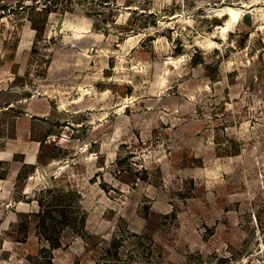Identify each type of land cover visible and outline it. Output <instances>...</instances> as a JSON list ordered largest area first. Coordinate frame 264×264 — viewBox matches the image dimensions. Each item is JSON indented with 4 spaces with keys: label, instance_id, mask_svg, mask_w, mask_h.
<instances>
[{
    "label": "rangeland",
    "instance_id": "374dc122",
    "mask_svg": "<svg viewBox=\"0 0 264 264\" xmlns=\"http://www.w3.org/2000/svg\"><path fill=\"white\" fill-rule=\"evenodd\" d=\"M39 1L0 0V264H264V0Z\"/></svg>",
    "mask_w": 264,
    "mask_h": 264
},
{
    "label": "trees",
    "instance_id": "16d2710c",
    "mask_svg": "<svg viewBox=\"0 0 264 264\" xmlns=\"http://www.w3.org/2000/svg\"><path fill=\"white\" fill-rule=\"evenodd\" d=\"M33 2L37 1V0H32ZM42 0H40L39 2H41ZM53 0H43V4L44 6L42 7L44 10H48V11H53V8H57V6L55 7H52L50 6V3H52ZM213 3H222V2H225V3H230V2H233V1H239V0H211ZM34 28L37 29V31H40V28L37 26V25H34ZM45 29V27H44ZM30 97V96H28ZM27 97V98H28ZM15 102L14 100L8 102L6 105L4 106H1L0 109L1 110H8V109H13V106L15 105ZM6 108V109H5ZM14 117L18 116V115H12ZM14 136H11V137H8V138H13Z\"/></svg>",
    "mask_w": 264,
    "mask_h": 264
},
{
    "label": "crops",
    "instance_id": "0c3cea01",
    "mask_svg": "<svg viewBox=\"0 0 264 264\" xmlns=\"http://www.w3.org/2000/svg\"><path fill=\"white\" fill-rule=\"evenodd\" d=\"M28 100H29V99H28ZM10 142H11V141H10V140H8V141L6 142V146H7V145H9V144H10Z\"/></svg>",
    "mask_w": 264,
    "mask_h": 264
},
{
    "label": "water",
    "instance_id": "95a60500",
    "mask_svg": "<svg viewBox=\"0 0 264 264\" xmlns=\"http://www.w3.org/2000/svg\"><path fill=\"white\" fill-rule=\"evenodd\" d=\"M230 7V6H229Z\"/></svg>",
    "mask_w": 264,
    "mask_h": 264
}]
</instances>
